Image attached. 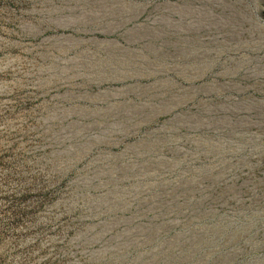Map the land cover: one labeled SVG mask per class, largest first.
Returning a JSON list of instances; mask_svg holds the SVG:
<instances>
[{"label": "rangeland", "instance_id": "1", "mask_svg": "<svg viewBox=\"0 0 264 264\" xmlns=\"http://www.w3.org/2000/svg\"><path fill=\"white\" fill-rule=\"evenodd\" d=\"M0 264H264V0H0Z\"/></svg>", "mask_w": 264, "mask_h": 264}]
</instances>
